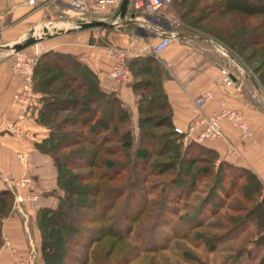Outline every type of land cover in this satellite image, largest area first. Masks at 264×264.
<instances>
[{
    "label": "trees",
    "instance_id": "trees-1",
    "mask_svg": "<svg viewBox=\"0 0 264 264\" xmlns=\"http://www.w3.org/2000/svg\"><path fill=\"white\" fill-rule=\"evenodd\" d=\"M171 5L182 21L180 34L222 47L264 94V0H172ZM127 66L137 97L136 147L125 128L130 110L118 93L102 89L88 65L54 51L36 61L38 118L49 133L38 149L53 158L61 193L55 208L38 212L43 263L134 264L139 255L157 254L182 239L214 252L246 222L258 230L252 244L264 248L260 180L201 144L184 145L162 90L164 68L153 56L130 59ZM203 188L205 197L188 206L190 196L203 194ZM1 198L3 213L10 197L4 192ZM182 209L189 213L180 215ZM216 230L226 235L212 233ZM141 264L159 263L152 258Z\"/></svg>",
    "mask_w": 264,
    "mask_h": 264
},
{
    "label": "crops",
    "instance_id": "crops-1",
    "mask_svg": "<svg viewBox=\"0 0 264 264\" xmlns=\"http://www.w3.org/2000/svg\"><path fill=\"white\" fill-rule=\"evenodd\" d=\"M2 4L4 7H1ZM6 7L11 12L15 11L17 16L31 9L22 6L20 0L19 3L0 0V11ZM162 15L166 20L165 28L168 26L172 30L173 13L164 8ZM119 29L102 33L72 31L52 38V51L70 55L88 65L97 73L102 89L113 91L109 78L113 61L107 55L106 45L139 49L148 47L141 57L153 56L164 68L162 90L172 111L174 127L185 130L199 116L219 114L223 101L228 109L242 116L252 131V139L244 140L229 120L222 119L220 128L224 136L201 145L213 151L220 161L253 173L262 183L264 195V94L255 81L237 63H233V59L225 60L227 56L223 48L210 40L177 32L170 47L155 57L152 49L160 37L138 35L135 24L127 31ZM135 58L139 57L131 59ZM12 62V57L0 55V194L5 192L10 197L8 208L0 212V264H14L20 259H32L34 264H44L37 216L40 209L55 208L57 196L61 193L58 192L53 158L38 149L49 134L39 122L41 104L33 107L28 119L17 125L18 132L10 133L5 128L7 121L15 119L12 101L22 82L20 75L12 71ZM223 71L230 73L232 85L224 82ZM130 82L118 94L132 113V122L137 125V97ZM205 92H211L214 98L199 109L195 100ZM233 150L237 152L236 157L232 154ZM18 153L27 156L28 170L18 160ZM26 172L32 177L34 191L40 197L36 204H17L14 199L15 183ZM18 191L26 193L24 189ZM3 199L0 201L2 206L5 202Z\"/></svg>",
    "mask_w": 264,
    "mask_h": 264
},
{
    "label": "built area",
    "instance_id": "built-area-1",
    "mask_svg": "<svg viewBox=\"0 0 264 264\" xmlns=\"http://www.w3.org/2000/svg\"><path fill=\"white\" fill-rule=\"evenodd\" d=\"M122 0H20L22 6L31 9L38 8L42 5H50L57 12L56 18L49 22V26L65 25L68 30L69 26L75 28L77 23L99 19L121 28L122 22L118 17L119 7ZM172 0H130L129 11L124 19L125 25L133 23L137 25L138 35L147 34L148 36L160 37L159 42L153 47L152 52L155 57H159L176 38L177 34L174 30L166 27V20L162 15L164 8L171 5ZM114 16L118 20L112 21L109 17ZM99 17V18H98ZM175 21V16H171ZM179 26V25H178ZM164 28V29H163ZM167 29V30H165ZM97 38V36H95ZM148 51V47L139 49L138 47L123 48L115 45H106V52L113 64L109 72V78L113 85V91L119 93L120 89L131 81V71L127 66V62L132 57H141ZM224 53L227 52L223 49ZM42 53H36L29 56L23 51L15 53L11 69L14 73L20 75L22 82L20 89L13 96V107L15 108V119L7 121L5 128L10 133L18 132L17 125L25 122L33 107L39 105L42 95L35 91L34 88V67L37 58ZM224 82L226 85H232L230 73L223 71ZM214 98L211 92H205L197 97L195 104L202 109L207 103ZM222 110L216 115H202L193 120L187 129L176 128V132L183 135L185 145L189 143L201 144L203 142L212 141L224 136L220 121L222 119L229 120L237 129L244 140L252 139V131L248 124L243 121L242 116L226 107L225 102L221 103ZM236 157L237 152L232 151ZM18 160L28 170V160L24 153H18ZM19 189L26 190L25 194L19 193ZM14 199L17 204H36L40 197L34 191V182L32 177L27 174L15 183ZM14 264H34L32 259L17 260Z\"/></svg>",
    "mask_w": 264,
    "mask_h": 264
},
{
    "label": "rangeland",
    "instance_id": "rangeland-1",
    "mask_svg": "<svg viewBox=\"0 0 264 264\" xmlns=\"http://www.w3.org/2000/svg\"><path fill=\"white\" fill-rule=\"evenodd\" d=\"M13 1L15 3H19V0H13ZM1 7H4V5L2 4ZM165 9L173 13L172 5L166 7ZM11 11L12 10L9 7H6L5 10L0 11V26H1L0 45L2 46L14 45L20 42L21 40L25 39L28 36L29 32L33 29L37 31L36 32L37 37H42L43 28L45 27V25L49 24V22L52 21L53 18H56V14H57L54 8L50 5H42L38 8L30 9L27 13L21 16H17L15 14V11L14 12ZM173 15L175 16V21L173 20L174 22H172V26L171 25L170 26L172 30H174V32H176L177 34V32L179 33V30L181 29L180 26L182 24V21L178 19V17L174 13ZM109 18L112 21L118 20L114 16H111ZM92 20H99V19L95 18ZM124 23L125 21L122 22V26L120 28L121 30L127 31L129 29H132V28H127V25H125ZM53 28L66 29V27L63 28L59 25H53L52 28H49V30L52 31ZM114 29L116 28L114 27ZM114 29L112 31H114ZM68 30L80 31L74 27L72 28L71 26H69ZM90 31L91 33H99V32L102 33L105 31L108 32L107 28L106 30L105 28H95V29H90ZM45 51L52 52V38L49 37L44 38L43 40L39 41L36 45L24 50L23 52L29 56H34L38 52L43 53ZM0 55H6L8 57L13 58L15 56V53L7 50H0ZM225 55L227 56L224 57L225 60L226 59L229 61L232 60V58L229 57L227 53ZM232 62L237 63L234 60ZM125 128L126 129L129 128L132 131L135 147L138 146L139 130L137 128V125L134 124L131 119V123ZM205 190L206 189L203 188V194L200 193L190 196L189 199L190 202L187 205L196 206L198 204V200L205 197L204 194V192L206 193ZM234 199L235 198H232V201H234ZM233 204L234 203L232 202V204L229 205H233ZM183 205L184 204H182V206ZM125 207H126L125 204H122V207L119 210L120 212L118 211L119 212L118 214L120 216L123 213ZM174 208L179 210L177 204H174ZM187 213H189V211H184V209H182L180 215H185ZM221 213L226 214L227 211L223 209ZM239 215L243 217L244 214L241 213ZM177 216L178 215H175L173 218L176 220ZM120 219H122V217H120ZM219 219L220 216L213 218L212 223L214 224L217 223ZM118 229H120V226H118ZM178 229L181 230L179 226ZM170 230L171 229L169 227H166L164 232L170 234L171 233ZM212 233L219 234L222 236L226 235L225 234L226 232L222 230H216L215 232ZM256 237H258V230L255 229L253 225L250 224V222H246L241 228L235 230L230 235V238L228 236H225L222 240L219 239L221 241H219L217 249L214 252L208 250L205 246H202L201 244L196 245L190 239H186V240L182 239L175 242L174 241L171 242L166 250L160 251L157 254L139 255L140 258H138L137 261L134 262V264H141L152 258L155 259L156 262L159 264H259L260 259L264 255V248L260 246L261 244L257 246L252 244L253 239H257ZM245 246H246L245 252L242 254H238L237 250ZM247 252L250 253L249 256L247 255Z\"/></svg>",
    "mask_w": 264,
    "mask_h": 264
},
{
    "label": "water",
    "instance_id": "water-1",
    "mask_svg": "<svg viewBox=\"0 0 264 264\" xmlns=\"http://www.w3.org/2000/svg\"><path fill=\"white\" fill-rule=\"evenodd\" d=\"M129 5H130V0H122L120 7H119V12H118V17L120 21H124V19L126 18L128 11H129ZM114 27H115L114 24L101 21V20H91V21L77 23L75 25V28L80 31H85V30H90V29H95V28L112 29ZM72 31L73 30H64V29H56V28H53L52 31H50L49 28L45 26L43 28L42 37H37L36 31L33 29L29 32L28 36L25 39L21 40L20 42L14 45H6V46L0 45V50H7V51L14 52V53H18V52L24 51L36 45L39 41L43 40L44 38H47V37L55 38L60 35L70 33ZM0 37H1V26H0Z\"/></svg>",
    "mask_w": 264,
    "mask_h": 264
},
{
    "label": "bare ground",
    "instance_id": "bare-ground-1",
    "mask_svg": "<svg viewBox=\"0 0 264 264\" xmlns=\"http://www.w3.org/2000/svg\"><path fill=\"white\" fill-rule=\"evenodd\" d=\"M46 27H48V28H52V26H49L48 24L47 25H45ZM59 26H61V27H63V28H65L66 26L65 25H59ZM37 32V31H36ZM37 34H39V33H37Z\"/></svg>",
    "mask_w": 264,
    "mask_h": 264
}]
</instances>
